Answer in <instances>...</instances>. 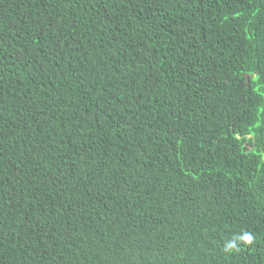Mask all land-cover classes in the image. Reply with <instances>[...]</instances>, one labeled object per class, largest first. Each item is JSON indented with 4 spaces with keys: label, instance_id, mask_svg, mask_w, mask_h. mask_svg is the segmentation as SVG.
I'll return each instance as SVG.
<instances>
[{
    "label": "trees",
    "instance_id": "16d2710c",
    "mask_svg": "<svg viewBox=\"0 0 264 264\" xmlns=\"http://www.w3.org/2000/svg\"><path fill=\"white\" fill-rule=\"evenodd\" d=\"M0 264H264V0H0Z\"/></svg>",
    "mask_w": 264,
    "mask_h": 264
}]
</instances>
